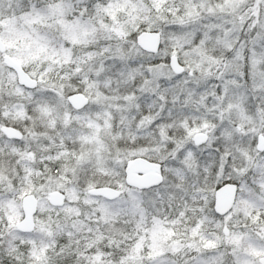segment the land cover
I'll return each mask as SVG.
<instances>
[{
	"label": "snow or ice",
	"instance_id": "1",
	"mask_svg": "<svg viewBox=\"0 0 264 264\" xmlns=\"http://www.w3.org/2000/svg\"><path fill=\"white\" fill-rule=\"evenodd\" d=\"M0 264H264V0H0Z\"/></svg>",
	"mask_w": 264,
	"mask_h": 264
}]
</instances>
